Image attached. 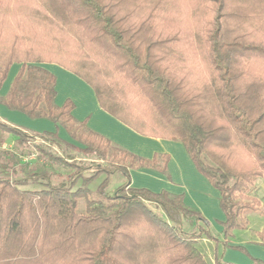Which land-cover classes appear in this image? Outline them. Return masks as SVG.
Returning <instances> with one entry per match:
<instances>
[{
	"label": "trees",
	"instance_id": "trees-1",
	"mask_svg": "<svg viewBox=\"0 0 264 264\" xmlns=\"http://www.w3.org/2000/svg\"><path fill=\"white\" fill-rule=\"evenodd\" d=\"M13 64L21 69L0 105L73 142L0 123L23 152L0 153L11 176L0 178V264H206L196 242L220 243L182 196L131 188V170L166 175L168 157L143 159L75 120L70 101L55 104L56 79L41 64L80 78L137 134L183 144L220 194L223 247L258 211L241 196L264 175V0H0V89ZM32 138L46 144L33 145L37 156ZM31 155L72 173L54 182L52 171L30 168ZM115 175L123 182L109 191Z\"/></svg>",
	"mask_w": 264,
	"mask_h": 264
},
{
	"label": "crops",
	"instance_id": "crops-1",
	"mask_svg": "<svg viewBox=\"0 0 264 264\" xmlns=\"http://www.w3.org/2000/svg\"><path fill=\"white\" fill-rule=\"evenodd\" d=\"M40 66L47 69L56 79L55 104L61 107L65 102L70 101L74 106L71 114L75 120L86 122L91 131L143 159L151 160L158 155L168 157L166 164L167 177L159 171L147 168L131 170V188L145 189L153 193L164 191L174 196H182L185 206L199 212L211 223L212 229L220 230L214 222L225 221V216L220 208V194L197 171L183 144L137 134L104 112L100 108L91 87L80 78L55 64H41ZM20 69L21 65L19 64H13L10 67L7 78L0 89L1 97L7 94ZM0 122L23 132L31 133L43 131L57 133L58 135L59 128H61L48 120L30 119L19 112L7 109L3 105H0ZM11 136V134H7L6 138L9 139ZM63 138L67 141L70 140L67 134ZM263 202L262 196L259 204L264 207ZM254 243L255 247L246 245L247 257L242 253L235 255V252L232 251H228L226 255L233 257L238 264H251L249 258L264 261V241L256 240Z\"/></svg>",
	"mask_w": 264,
	"mask_h": 264
},
{
	"label": "rangeland",
	"instance_id": "rangeland-1",
	"mask_svg": "<svg viewBox=\"0 0 264 264\" xmlns=\"http://www.w3.org/2000/svg\"><path fill=\"white\" fill-rule=\"evenodd\" d=\"M18 69H17V71H18ZM45 70L47 71V69H45ZM8 73H9V71H8ZM8 73H7V75H8ZM62 129H63L62 127L59 128L57 136L59 139L64 140L63 137L66 136L67 133L64 129L63 130ZM29 133H31V132H29ZM43 133H50V132H43L42 131V132L35 133V134L40 135ZM7 134H9V133L2 130V128L0 127V153L3 154L4 159L8 160V159H11L9 155H13V156L18 157V155H21L23 152L17 147L16 138L11 136V137H9V139H7L6 138ZM64 141L69 142V143L73 142L71 139L69 141H67V140H64ZM29 144L31 146L30 151H33L35 156H37V151H35V149L33 148V145L34 144H38L41 146L46 145L41 140L33 139V138ZM54 150H55V152L58 153V155L60 154V152H58L57 149H54ZM29 153H32V152H29ZM24 155H26V154H23V156ZM136 156H138V155H136ZM138 157H140V156H138ZM77 159H78V161H83L84 163H88V164L90 163L93 165L103 164V162L100 160H95V159H89V160L86 159L85 160L81 156H79V158H77ZM39 161L40 162H36L35 160L32 159L31 161L28 160L27 162H28V165L31 166L30 168H33V169L37 170L38 172H40L42 170L52 171L54 173V182L60 181L61 178L63 179L64 176L72 173V170L70 168H66L63 165L60 166V165H56V164H54V165L44 164V162L46 161L45 159H40ZM22 162H24V161H22ZM30 168H25V171L22 172L21 175H25L30 170H33ZM3 171H4V168L0 163V178L11 179V176L9 174H3ZM91 174H92V172L89 171V172H86L84 174V176L88 177ZM165 176L167 177L168 175L166 174ZM19 177H22V176L19 175ZM104 178H105V176L103 175L102 177H99V178L91 181L88 184L89 191L94 193ZM122 182H123V178L121 176H119V175L111 176L109 178V182H108V190L113 191ZM80 184L81 183L79 182L77 185H80ZM255 185H257V186H255ZM256 187H258V188H256ZM249 188L251 190H248L246 193L242 194L243 196H241V200H244V201L254 200V201H256L258 203V211L251 212L246 216V221H247L246 228L245 229H235V230L231 231L229 236L226 238V242H227L226 246L223 247V245H222V242L224 241V238L222 236V231L224 228L222 225L223 222L214 221L216 223V225L219 226L220 230L216 231V229L215 230L212 229V226H211V231H212V234L214 235V237L217 238V240H219L220 243L217 244V246H216L212 240L206 239L205 237H203L202 239H199L196 242V248L203 255V258H204L206 264H214V258L216 256L220 257L222 262H224V263L238 264L233 259V257L231 258V257H228L226 255V253L228 251L235 252V255L242 253V255L246 256L247 255V254H245V252L247 253L246 245H249V247H252V246L255 247L254 242L256 240H261L262 242L264 241V207L260 206V204H259V200L262 198V196H263V200H264V175L256 178ZM25 189L35 190V189H41V187L31 185V186L25 187ZM83 205H84V203L80 202L79 208L81 209L83 207ZM261 232H263V233L261 234ZM249 259L251 260V263L253 262V260H257L259 262L264 263V261H261L259 259H255V258H249Z\"/></svg>",
	"mask_w": 264,
	"mask_h": 264
},
{
	"label": "built area",
	"instance_id": "built-area-1",
	"mask_svg": "<svg viewBox=\"0 0 264 264\" xmlns=\"http://www.w3.org/2000/svg\"><path fill=\"white\" fill-rule=\"evenodd\" d=\"M32 157H33V155L27 157V158L25 159V161H28V160L32 159Z\"/></svg>",
	"mask_w": 264,
	"mask_h": 264
}]
</instances>
